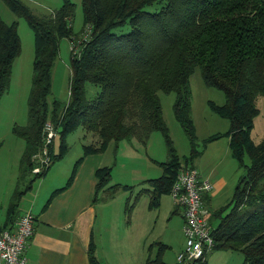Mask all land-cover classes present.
Returning <instances> with one entry per match:
<instances>
[{
	"label": "trees",
	"instance_id": "16d2710c",
	"mask_svg": "<svg viewBox=\"0 0 264 264\" xmlns=\"http://www.w3.org/2000/svg\"><path fill=\"white\" fill-rule=\"evenodd\" d=\"M3 1L26 18L34 40L28 121L14 124L11 129L25 142L18 181L29 172L30 177L24 188L14 189L5 222L15 219L19 199L33 181L64 155L66 136L79 125L98 138L83 145V153L74 162L66 183L52 191L43 207L72 182L86 154L105 150L111 140L115 146L118 140L134 136L145 142L152 130L160 129L169 158L159 162L162 173L147 178L149 187L138 192H147L149 206H157L160 195L170 192L180 165L188 164L181 163L168 137L158 91L175 93L174 112L193 144L189 79L198 67L204 83L224 93L221 104L210 105L229 120L226 134L230 152L245 168L231 198L209 212L212 250L238 249L243 255L242 264H264V134L259 142L251 135L258 112L257 97H264V0H81L83 18L78 32L73 31L70 22L75 5L72 0H62L58 8L43 14L33 12L24 0ZM87 23L91 31L80 43V54L70 52L67 99L49 97L60 38H80ZM126 24L125 31H115ZM20 49L16 21L7 22L0 16V96L7 88ZM86 82L98 87L92 97L86 95ZM48 118L57 127V152L49 165L32 172L31 156L42 145L43 124ZM197 154L193 148L190 159ZM245 155L249 163L244 162ZM110 170L108 165L95 169L93 200L99 188L107 184ZM120 186L127 185H107V197H112ZM215 218L218 222L213 224ZM166 247L161 240L150 242L144 264H168L162 257ZM207 254L186 264H207ZM87 255L89 264H102L92 236Z\"/></svg>",
	"mask_w": 264,
	"mask_h": 264
},
{
	"label": "rangeland",
	"instance_id": "374dc122",
	"mask_svg": "<svg viewBox=\"0 0 264 264\" xmlns=\"http://www.w3.org/2000/svg\"><path fill=\"white\" fill-rule=\"evenodd\" d=\"M24 1L33 12L38 14L50 13L62 3V0ZM72 1L75 5L70 22L73 31L78 32L83 18L81 0ZM148 8L151 7L148 6ZM0 16L7 22L16 21L21 43L20 52L12 63L7 88L0 96V179L4 178L6 183L11 182L12 188L9 191L11 193L16 187L24 188L30 177L29 172L18 181L19 159L25 142L11 129L14 124L22 125L28 121L27 96L33 73L34 40L33 30L26 18L18 16L3 0H0ZM126 29H128L127 24L116 27L115 31L122 32ZM69 41L67 37L60 38L59 50L52 70V90L49 97H56L60 100H66L68 97L71 73ZM189 80L191 119L195 131L193 144L174 112L175 93L160 90L158 95L162 115L168 129V137L181 163L193 162L194 166L196 164L198 170L201 171L204 167H208L217 176L220 175L223 178V183L218 188H213L214 184L211 188L214 194L207 206L210 212L231 198L237 180L244 174L245 168L232 156L228 148L229 136L226 132L229 128V120L215 112L210 105V102L221 104L224 101L223 91L205 84L198 67L191 72ZM85 86L88 97H92L98 88L91 82H86ZM257 106L258 112L251 129L255 142H259L264 134V97L261 95L257 97ZM217 133L219 136L210 138ZM91 137L92 135L86 133L82 125L69 132L66 136V154L61 159L53 161L60 160V163L56 162L55 170L42 180V187H45L52 178L59 179L62 176V181H65L68 176L66 173L70 172L73 162L83 153L81 145L92 142ZM95 138H98L96 134ZM193 148L198 151V154L190 159V152ZM104 152L107 163L104 165L111 167L110 176L107 184L99 188L95 202H97L99 221L102 214V219L106 224L103 237L105 262H108L107 264H143L149 252L148 244L161 240L167 244L163 251V259L168 264H175L178 251L184 247V233L180 213L171 211L173 206L170 193L161 194L158 206H149L147 192L138 194L143 187H149L147 178L156 177L162 173L163 169L159 162L169 158L165 135L160 129H154L149 133L145 142L134 136L130 139L118 140L115 146V141L111 140ZM244 162L249 163L247 155L244 157ZM56 169L62 172L58 173ZM43 177H37L33 185H36ZM116 182L127 186H120L112 197H107L104 188ZM0 183L1 186L3 182L0 181ZM215 220L216 218L213 223ZM98 227L99 224L96 225V231ZM155 251L156 246L152 250V255ZM208 258H210V264H242L243 255L238 249H213L208 254Z\"/></svg>",
	"mask_w": 264,
	"mask_h": 264
},
{
	"label": "crops",
	"instance_id": "0c3cea01",
	"mask_svg": "<svg viewBox=\"0 0 264 264\" xmlns=\"http://www.w3.org/2000/svg\"><path fill=\"white\" fill-rule=\"evenodd\" d=\"M86 133L92 135V142L97 140V138L94 139L95 133L87 130ZM57 144L58 137L56 138V145L53 147V151L57 152ZM83 145L84 143L81 145L82 152ZM104 151L105 150L86 154L79 162L72 182L64 189L54 194L46 207H43L44 203L52 191L66 183L74 162L70 172L66 173L68 176L64 182L62 181V176L59 179L52 178L45 187H42V180L47 178V174L55 170V163H60L59 160L50 164L45 174L42 175L44 177L39 179L36 185L32 184V187L21 195L15 217L25 209H30L35 214L34 231L29 238L25 251L30 264H89L87 247L91 236L96 243V255L98 259L104 264L108 263L105 262L106 256L103 255V237L106 232V224L102 219V214L99 221L97 202H95V199L93 200L95 183L97 180L95 169L98 166L107 164ZM65 154L66 153H64L63 156H65ZM59 171L62 172V170ZM59 171L57 170L58 173H60ZM199 172L201 176H206L212 181L214 184L213 188H218L223 183V178L220 175L217 176V174L208 167H204L202 171L199 170ZM4 180V178L0 179V181L3 182L0 186V228L11 226L13 223V220L5 222L8 205L11 202L13 192H9L12 188L11 182L6 183ZM213 192L214 190H210L203 195V201L206 206H208L212 199ZM161 196L162 195H160V197ZM171 201L173 206L171 211L180 213L183 224L181 206L178 205L173 198ZM101 212L103 213V210ZM217 222L218 218H216L215 223H212L216 224ZM98 224L99 227L96 231V225ZM138 225H140V223ZM143 231L144 228L142 229V232ZM208 254L206 256V262L210 264Z\"/></svg>",
	"mask_w": 264,
	"mask_h": 264
},
{
	"label": "built area",
	"instance_id": "2783aa9c",
	"mask_svg": "<svg viewBox=\"0 0 264 264\" xmlns=\"http://www.w3.org/2000/svg\"><path fill=\"white\" fill-rule=\"evenodd\" d=\"M83 30L80 38L69 42L73 55L80 54V43L90 33L91 24H85ZM57 137V127L51 119H46L42 129V145L31 156L34 161L32 172L41 171L51 163ZM212 187V181L201 176L196 166L180 165L169 192L182 207L184 247L176 255L179 263L186 264L192 259L203 258L212 250L214 240L208 220L209 210L203 201V195ZM34 221L35 214L25 209L15 217L11 226L0 228V264H30L25 251L34 231Z\"/></svg>",
	"mask_w": 264,
	"mask_h": 264
}]
</instances>
